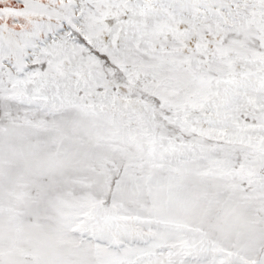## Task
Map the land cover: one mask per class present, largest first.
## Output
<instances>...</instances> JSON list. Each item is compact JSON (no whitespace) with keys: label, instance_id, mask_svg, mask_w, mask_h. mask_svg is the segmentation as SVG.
<instances>
[{"label":"rangeland","instance_id":"rangeland-1","mask_svg":"<svg viewBox=\"0 0 264 264\" xmlns=\"http://www.w3.org/2000/svg\"><path fill=\"white\" fill-rule=\"evenodd\" d=\"M0 264H264V0H0Z\"/></svg>","mask_w":264,"mask_h":264},{"label":"bare ground","instance_id":"bare-ground-1","mask_svg":"<svg viewBox=\"0 0 264 264\" xmlns=\"http://www.w3.org/2000/svg\"><path fill=\"white\" fill-rule=\"evenodd\" d=\"M17 24H18V25H19V24L21 25L20 22H18ZM17 24H16V25H17ZM14 25H15V24H14ZM221 104H222V103H221ZM221 104H219L217 107L214 106L213 109L216 110V111H217V110H220L221 107H222ZM209 108H210V107H209ZM207 122H208V120H206V119H201V121L199 122V125H200V126H203V125L207 124ZM214 122H215V121H214ZM197 125H198V124H197Z\"/></svg>","mask_w":264,"mask_h":264}]
</instances>
